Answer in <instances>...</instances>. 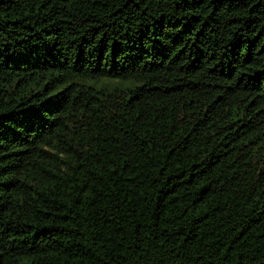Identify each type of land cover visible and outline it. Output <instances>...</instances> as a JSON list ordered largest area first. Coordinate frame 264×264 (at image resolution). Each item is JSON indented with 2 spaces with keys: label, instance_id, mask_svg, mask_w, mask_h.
<instances>
[{
  "label": "trees",
  "instance_id": "16d2710c",
  "mask_svg": "<svg viewBox=\"0 0 264 264\" xmlns=\"http://www.w3.org/2000/svg\"><path fill=\"white\" fill-rule=\"evenodd\" d=\"M0 264H264V0H0Z\"/></svg>",
  "mask_w": 264,
  "mask_h": 264
}]
</instances>
